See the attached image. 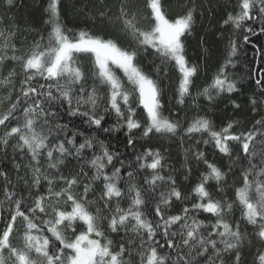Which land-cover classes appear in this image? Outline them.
I'll list each match as a JSON object with an SVG mask.
<instances>
[{
    "label": "snow or ice",
    "instance_id": "6c2138e0",
    "mask_svg": "<svg viewBox=\"0 0 264 264\" xmlns=\"http://www.w3.org/2000/svg\"><path fill=\"white\" fill-rule=\"evenodd\" d=\"M4 2L10 7L14 0ZM59 4L60 0H49L46 8L49 14L46 23L51 25L47 43L41 37L24 54H17L20 49L14 40L19 30L14 21L8 28H0L3 41L0 65L18 64L23 76L18 90L15 79L19 74L15 67L0 78V86H8L4 98L8 106L0 113V128L4 129L0 146L4 155L11 146L14 154H26L29 158L25 165L16 163L13 155L17 174L22 167L27 169L25 177L17 175L15 182L11 171L0 167L3 178L0 222L5 221L4 213H8L0 229V264H133V256L138 258V264H241L247 233L241 232L238 221L233 224L225 217L238 202L241 218L253 226L254 235L264 244V117L256 120L252 129L240 133L233 131L238 121H228L219 130L206 115H197L188 122L182 135L203 137L206 133L208 139L203 142L213 143L230 163L218 166L210 163L203 152L196 151L193 158L203 161L207 171L191 189L195 202L190 206L185 204L175 214L171 212L175 203L184 202L189 196L177 187L173 176L161 175L165 158L159 149H145L136 154L134 164L129 163L133 171L127 172V180L133 181L139 169H150L151 174L143 177L142 183L127 185L128 206L121 207L120 201L125 198V190L120 186L125 180L122 175L125 162L120 161L121 166L116 167L117 154L109 151L103 141L97 145L94 139L76 131L69 136L67 125L53 123L51 119L63 108L69 116H78L83 124L105 133L126 127V147L132 148L136 142L133 130L142 129L143 137L176 136L181 122L163 114L160 86L143 71L137 58L141 49L147 52L151 48L163 64H173L180 73L178 102L183 104L185 96L191 94L192 78L197 74V66L190 65L186 58L184 44L195 23V7H188L183 14L170 19L162 0H145L146 11L133 9L129 0H120L115 20L120 22V33L134 44L124 47L119 36L66 29L60 20ZM106 15L100 13L101 18ZM256 21L264 33V0H239L237 10L228 13L223 24L243 28L244 41L248 42L249 35L254 34L250 22ZM237 52V42L230 40L223 62L198 96L211 102L238 90L237 81L228 71L230 66H235ZM77 54L92 57L91 87L87 85L88 75L77 61ZM117 70L125 79L117 75ZM37 78L44 83H34ZM256 84L264 89V77L257 79ZM13 93L15 100L11 99ZM249 102L253 112L258 104L264 106V100L258 101L255 96ZM232 104L234 109H239L235 101ZM141 106L146 116L144 123L137 119ZM113 113L117 124L105 128L103 121ZM78 137H83L82 142L77 143ZM232 142H237L243 153L238 157L242 162V185L235 187L234 200L214 199L208 185L215 181L217 191H225L234 163ZM89 149L93 152L90 159ZM72 159L85 161L79 171L75 165L69 168ZM187 164L186 154V167ZM85 166L91 175L84 171ZM109 166L113 169L111 173L107 171ZM62 168H68V173ZM98 182L102 183L99 194L88 199L90 193H95ZM161 184L168 187L159 192L155 206L151 207ZM200 213L211 214L214 221L206 223L198 219ZM18 223L22 228L19 246L13 243ZM105 225L107 231L119 233L123 229L133 239L127 246L121 243L114 249L113 241L106 236ZM206 229L210 230L205 234ZM256 264H264V250L257 251Z\"/></svg>",
    "mask_w": 264,
    "mask_h": 264
},
{
    "label": "trees",
    "instance_id": "16d2710c",
    "mask_svg": "<svg viewBox=\"0 0 264 264\" xmlns=\"http://www.w3.org/2000/svg\"><path fill=\"white\" fill-rule=\"evenodd\" d=\"M120 0H60L59 11L60 20L66 29L72 32L80 30L90 31L95 35H103L105 37L119 36L121 46L133 47L129 40L120 33V22L115 20L118 14ZM133 9H145V0H129ZM164 10L170 19L183 14L188 7H195V23L192 32L184 39L185 54L190 65L197 66V74L192 78V85L190 86V95L185 96L184 103L178 102V87L180 81V73L176 70L173 64H163L160 58L153 52L151 48L140 50V55L137 58V63L146 73L157 80L161 89V104L163 105V114L172 119H178L181 122V129L176 136H166L152 134L150 137L142 136V129L140 131L133 130L132 137L136 141L134 148L126 147L127 144V128L111 131L105 133L102 129H97L95 126L89 127L82 123L81 119L76 116H69L65 109H60L56 117H52L53 123H60L67 125V132L70 136L73 131L83 133L85 136L94 139L97 145L100 141L108 147L109 151L117 154L115 166L120 167V161H124L122 175L125 177L121 187L125 190V198L120 201L121 207L128 206L127 199V185L129 183H142L145 176L151 174L150 169H139L133 181L127 180V172L133 171L129 163H135L136 154L142 153L145 149L151 148L153 150L159 149L164 156V169L161 175L167 177L171 175L175 178L177 187L189 199L180 202L177 201L171 209L172 214H175L179 209L187 204L190 206L195 202L191 198L192 187L199 182L202 173L207 171L203 161L197 162L193 158L196 151L203 152L205 158L210 163L219 165H227L230 163L228 157L223 156L215 149L213 143L205 144L204 139H208L207 134H194L191 137L182 135L183 128L187 127L197 115H206L213 121L216 130H219L228 121H238L239 123L234 127L233 131L236 133L247 132L252 129L256 120L264 117V106L257 105V111L253 112L250 104V98L255 96L258 101L264 100V89L256 84L257 79L264 77V33L260 32V24L258 21L250 22L253 27L254 34L249 35L248 42L244 41L246 34L244 29H236L233 25H224L223 20L226 19L228 13H234L237 10L239 0H162ZM49 0H14L12 6H7L4 0H0V28H8L14 21L15 27L18 28V33L15 37L14 43L20 49L19 54H24L34 41L44 38V43H47V37L51 30V25L46 21L49 19V14L46 12ZM106 12L107 15L101 18L100 13ZM111 17L112 19H109ZM249 26L246 22L245 27ZM71 34V33H70ZM230 40H235L238 44L237 56L234 58V67H229L228 71L232 74L233 79L237 81V91L233 94H223L217 97L214 101L209 102L205 97L198 96L197 93L203 89L212 80L218 66L223 62L226 55V49ZM2 41V40H1ZM3 43V41H2ZM76 59L84 68L88 75L87 85L91 87L93 80L91 77L92 71V57L90 54H77ZM15 67L19 74L15 79V88L20 87V79L23 78L20 66L13 65L8 62L0 65V78L7 76L8 71ZM117 75L121 79H125L123 73L117 70ZM34 83H44L42 79L37 78ZM98 83V82H97ZM126 83V80H125ZM106 92V89H101ZM8 95V86H0V113L7 108L5 97ZM12 100L16 99V94L11 96ZM232 101L240 105L239 109H234ZM66 107V106H65ZM135 107V105H134ZM55 110V109H53ZM103 105H101V111ZM137 119L142 123L146 122V116L142 106L137 110ZM117 124L115 114L106 116L103 121L105 128ZM4 129L0 128V135L3 134ZM61 138L64 134L61 133ZM83 137H78L77 143L82 142ZM15 140L12 141L15 144ZM232 159L234 161L232 173L228 176L227 185L224 192L217 191L215 181H210L208 190L212 193L214 199H224L227 197L234 200L235 187L242 185L241 166L242 162L238 159L242 156V150L237 142H232ZM187 150V152H186ZM99 153V147L96 149ZM93 152L91 149L87 150V158L90 159ZM188 156V164L185 166V156ZM13 155H15V162L21 164L28 163V156L22 153H13L12 147L9 146L7 154H3V147L0 146V167L7 168L11 171V178L15 182L17 175L25 177L27 169L22 167L17 174L13 167ZM23 156V159L21 157ZM150 162V161H149ZM46 164V161H42ZM84 160L72 159L69 168L75 165L77 171L80 166L84 164ZM244 166L247 163L244 162ZM190 169V171H189ZM112 167L109 166L107 171L111 173ZM62 171L67 174L69 169L62 168ZM84 171L91 175L88 167H84ZM83 182L79 191L82 192ZM20 187L23 188V182H20ZM102 183L95 185V193H90L88 199H93L100 192ZM145 187H147L145 185ZM167 184L158 185L154 193V199L151 207L155 206L156 200L159 198V192L166 190ZM3 178L0 177V199L2 196ZM7 208V205L4 206ZM107 215V213H105ZM5 221L8 218V213H4ZM242 208L237 202L234 205L233 211L225 218L235 224L237 221L240 224V230L247 233L241 249V264H256V254L258 250H264L262 244L254 235L255 229L253 226L247 224L242 218ZM198 219L204 220L206 223L214 221L211 214L200 213ZM4 222H0V229L4 227ZM17 232L15 233L13 243L18 246L21 244L19 239L22 228L17 225ZM106 229V225H105ZM83 230L77 228V231ZM210 229L205 230V234ZM106 236L113 241L114 249L118 248L121 243L125 246L133 239L131 234L126 235L125 231L121 229L119 233H112L107 231ZM136 243H139L137 240ZM34 255V254H33ZM127 258V257H126ZM133 264H138V258L132 257ZM203 264V262H202Z\"/></svg>",
    "mask_w": 264,
    "mask_h": 264
},
{
    "label": "rangeland",
    "instance_id": "374dc122",
    "mask_svg": "<svg viewBox=\"0 0 264 264\" xmlns=\"http://www.w3.org/2000/svg\"><path fill=\"white\" fill-rule=\"evenodd\" d=\"M0 43H2V41L0 40Z\"/></svg>",
    "mask_w": 264,
    "mask_h": 264
}]
</instances>
